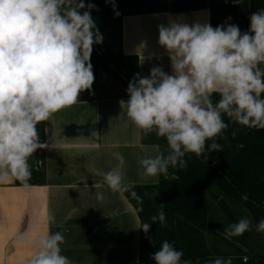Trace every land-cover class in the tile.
<instances>
[{
	"label": "clouds",
	"instance_id": "1",
	"mask_svg": "<svg viewBox=\"0 0 264 264\" xmlns=\"http://www.w3.org/2000/svg\"><path fill=\"white\" fill-rule=\"evenodd\" d=\"M105 2L115 10L114 0ZM94 9V3L84 0H0V184L15 180L30 187L33 168L40 163L33 161L34 154L49 147L40 141L37 125L74 106L83 91L92 89L93 45L104 38L91 15ZM249 19L245 32L227 21L215 28L175 20L158 25V44L170 58L171 74L160 66L152 67L150 75L135 74L126 89L129 98L118 102L138 135L154 132L167 142L166 153L139 160L144 175L175 180L178 176L169 169L186 168L188 154L207 160L209 153L223 151L217 138L225 139L229 125L224 116L247 128L264 129V8ZM214 94L219 98L214 100ZM112 155L118 163L109 171L91 168L103 180L94 187L129 191L125 158L119 152ZM95 197L105 199L100 191ZM163 207L150 220L166 227ZM47 221L55 223V216L50 213ZM151 223L141 225L145 234ZM250 230L251 222L242 218L223 235L231 239ZM256 231L264 233V219ZM26 233L18 232L13 243L31 249L26 264H72L62 254L61 232L35 237ZM150 258L155 264H193L166 240ZM206 264L231 261L216 258Z\"/></svg>",
	"mask_w": 264,
	"mask_h": 264
},
{
	"label": "crops",
	"instance_id": "2",
	"mask_svg": "<svg viewBox=\"0 0 264 264\" xmlns=\"http://www.w3.org/2000/svg\"><path fill=\"white\" fill-rule=\"evenodd\" d=\"M87 4V0H84ZM168 9L126 15L121 19L122 51L139 57L141 76L160 66L171 74L170 58L158 44V25L177 21L192 25L210 23L213 28L236 24L249 30L250 0H207L204 9L176 13L172 0ZM231 17V20L228 18ZM91 90L83 91L79 102L55 113L37 125L41 142L33 168L38 183L21 187L15 180L0 184V264H26L31 249L13 244L17 233L35 237L44 232H61L62 254L72 264H155L140 260L141 226L138 214L123 192H112L91 168L107 172L118 162L114 152L125 158V183L156 185L161 176H146L139 160L167 152L168 147L138 135L139 130L122 112L119 100H127L126 87L103 70L93 68ZM100 191L105 199L98 201ZM55 216L49 224L47 216Z\"/></svg>",
	"mask_w": 264,
	"mask_h": 264
},
{
	"label": "trees",
	"instance_id": "3",
	"mask_svg": "<svg viewBox=\"0 0 264 264\" xmlns=\"http://www.w3.org/2000/svg\"><path fill=\"white\" fill-rule=\"evenodd\" d=\"M88 3L96 6L91 15L104 37L101 44L93 45L90 62L96 71H105L127 88L134 75L140 74V67L137 55L122 51L121 19L126 15L165 11L168 4L166 0H114V10L113 3H106L105 0H87ZM206 7L207 0H172L171 4V9L176 13ZM261 8H264V0H250V15ZM218 98L214 94L213 99ZM224 120L229 125L223 133L225 139L217 138V142L223 145V151L209 153L207 160L188 154L185 157L186 168L169 169L170 175L174 173L178 179H165L162 175L156 185L131 186L129 191L123 192L136 210L140 226L145 222L151 223L150 217L158 213L160 204H164L167 226L161 227L159 222L151 223L147 234L141 227L142 262H155L150 257L165 240L183 251V259L191 260L193 264H206L216 258L230 260L231 264L242 262L239 256L225 258L208 254L207 245L203 242L205 234L217 239L225 237L224 230L209 217L207 192L220 197L211 191L210 186L213 185L232 202L244 208L256 225L264 219V129L232 123L227 116H224ZM147 136L149 140L167 146L166 140L154 132ZM241 144L243 147H238ZM37 175V170L32 171L30 184L39 182L33 179ZM226 175L227 179H224ZM16 182L20 185L19 181ZM157 192L159 195L154 197ZM244 195H247V201L241 199ZM136 196L142 199V204L137 202ZM242 243L240 241L238 245ZM242 255H247L248 260L255 264H264V255L247 246H244Z\"/></svg>",
	"mask_w": 264,
	"mask_h": 264
},
{
	"label": "rangeland",
	"instance_id": "4",
	"mask_svg": "<svg viewBox=\"0 0 264 264\" xmlns=\"http://www.w3.org/2000/svg\"><path fill=\"white\" fill-rule=\"evenodd\" d=\"M165 151L167 150L165 149ZM210 189L211 191L218 193L220 196L216 197L207 192L208 201L210 203V219L224 230L230 224L236 223L242 218H246L251 222V230L246 231L241 236L233 237L228 240L225 238L217 239L213 235L205 234L203 242L207 245L208 254L211 257L219 256L225 258H228L229 256H239L242 262L238 261L237 264H255L248 260L247 255L243 256L242 251L244 250V246H247L255 252L264 255V233L256 231V224L253 218L244 208L232 202L217 187L212 185L210 186ZM240 241L243 243L238 245ZM244 258H246V261H244Z\"/></svg>",
	"mask_w": 264,
	"mask_h": 264
},
{
	"label": "built area",
	"instance_id": "5",
	"mask_svg": "<svg viewBox=\"0 0 264 264\" xmlns=\"http://www.w3.org/2000/svg\"><path fill=\"white\" fill-rule=\"evenodd\" d=\"M244 261H246V258H244Z\"/></svg>",
	"mask_w": 264,
	"mask_h": 264
}]
</instances>
